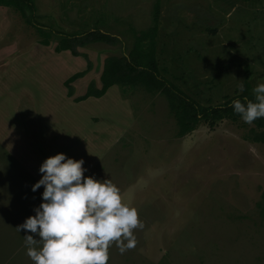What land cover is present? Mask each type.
I'll use <instances>...</instances> for the list:
<instances>
[{"label": "rangeland", "instance_id": "1", "mask_svg": "<svg viewBox=\"0 0 264 264\" xmlns=\"http://www.w3.org/2000/svg\"><path fill=\"white\" fill-rule=\"evenodd\" d=\"M31 2L30 21L47 45L0 6V264H33L23 244L32 233L15 228L43 202V187L31 190L40 166L61 153L83 159L85 177L111 179L144 224L133 230L134 249L109 248L108 264H222L233 253L232 264H264V146L252 140L253 124L199 121L178 136L165 96L137 85L72 101L88 84L99 87L103 59L126 55L155 9L160 77L204 107L241 94V80L253 95L264 83V0ZM92 29L115 43L88 42L76 55L53 50ZM79 71L67 97L63 81Z\"/></svg>", "mask_w": 264, "mask_h": 264}, {"label": "clouds", "instance_id": "2", "mask_svg": "<svg viewBox=\"0 0 264 264\" xmlns=\"http://www.w3.org/2000/svg\"><path fill=\"white\" fill-rule=\"evenodd\" d=\"M239 91H244L242 80ZM252 93L254 100L244 97L230 105L249 125L264 118V83ZM84 163L61 153L40 166L41 179L31 190L43 187V202L15 228L32 233L23 237V244L33 264H108L111 246L121 255L136 247L133 230L144 228L137 209L122 202L111 179L85 177Z\"/></svg>", "mask_w": 264, "mask_h": 264}, {"label": "trees", "instance_id": "3", "mask_svg": "<svg viewBox=\"0 0 264 264\" xmlns=\"http://www.w3.org/2000/svg\"><path fill=\"white\" fill-rule=\"evenodd\" d=\"M0 6L9 7L18 12L25 23L31 27L34 26L38 34L42 36L38 43L40 45L48 44L47 35L43 31H40L39 27L33 24V21H30L34 11L31 0H0ZM156 17L157 9L152 12V25L134 37L126 55L107 56L103 59L99 74V87L88 84L82 94L72 97V101L79 102L89 97L99 98L112 85H117L120 88L137 85L151 94L159 92L167 100L168 109L172 113L177 125L178 136H182L193 130L199 121L213 126L217 120H235L240 118L239 115L234 113L230 105L232 101L237 99L243 101L244 97L254 100V96L248 92L246 84L241 94L225 100L220 105L204 107L189 100L176 87L158 75L154 49ZM94 41H104L114 44L116 38L98 29H92L81 35L68 34L66 37L60 38L53 50H69L70 53L76 55V47H82L88 42ZM82 74L83 72L81 71L73 73L63 81L67 97L72 95L70 83L82 76ZM252 124L254 125L252 140L260 142L264 146V118H259ZM257 207L258 213L264 217V188L260 192V202L257 204Z\"/></svg>", "mask_w": 264, "mask_h": 264}, {"label": "crops", "instance_id": "4", "mask_svg": "<svg viewBox=\"0 0 264 264\" xmlns=\"http://www.w3.org/2000/svg\"><path fill=\"white\" fill-rule=\"evenodd\" d=\"M158 20H157V22H156V35H157V27H158ZM155 35V41H159V39H160V31H159V33H158V35L156 36ZM155 47H156V45H154ZM155 47H154V49H155ZM157 60V59H156ZM113 86V85H112ZM105 94V93H104ZM103 94V95H104ZM102 95V96H103ZM101 96V97H102ZM101 97H99V98H101ZM89 98H94V97H89ZM88 99V98H87ZM74 128V127H73ZM47 144V143H46ZM44 154H48V153H50V149L49 150H45V151H42ZM228 256L230 257V261H226L225 259L224 260H221V261H223L222 262V264H232V261H235V259L238 257V254H236V253H233V254H228Z\"/></svg>", "mask_w": 264, "mask_h": 264}]
</instances>
